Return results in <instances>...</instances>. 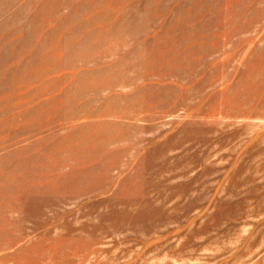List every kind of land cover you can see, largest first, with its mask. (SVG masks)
<instances>
[{
	"label": "rangeland",
	"instance_id": "374dc122",
	"mask_svg": "<svg viewBox=\"0 0 264 264\" xmlns=\"http://www.w3.org/2000/svg\"><path fill=\"white\" fill-rule=\"evenodd\" d=\"M0 264H264V0H0Z\"/></svg>",
	"mask_w": 264,
	"mask_h": 264
}]
</instances>
